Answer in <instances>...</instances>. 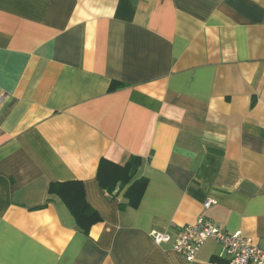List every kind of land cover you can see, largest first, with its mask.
<instances>
[{
  "label": "crops",
  "instance_id": "0c3cea01",
  "mask_svg": "<svg viewBox=\"0 0 264 264\" xmlns=\"http://www.w3.org/2000/svg\"><path fill=\"white\" fill-rule=\"evenodd\" d=\"M132 156L122 211L96 173ZM69 181L89 236L49 196ZM200 218L264 248V0H0V264H229L150 237Z\"/></svg>",
  "mask_w": 264,
  "mask_h": 264
},
{
  "label": "trees",
  "instance_id": "16d2710c",
  "mask_svg": "<svg viewBox=\"0 0 264 264\" xmlns=\"http://www.w3.org/2000/svg\"><path fill=\"white\" fill-rule=\"evenodd\" d=\"M117 87L119 85L114 83L112 90ZM100 161L96 173L100 187L113 198L123 193L124 201L119 204L120 210L123 211L127 207L137 208L148 183L146 178L135 179L142 165L141 157L132 156L124 165L104 159ZM83 186L82 181L57 182L50 185L48 193L50 197H58L64 202L74 217L78 230L83 235L89 236L92 226L101 223L102 218L86 200V191Z\"/></svg>",
  "mask_w": 264,
  "mask_h": 264
},
{
  "label": "built area",
  "instance_id": "2783aa9c",
  "mask_svg": "<svg viewBox=\"0 0 264 264\" xmlns=\"http://www.w3.org/2000/svg\"><path fill=\"white\" fill-rule=\"evenodd\" d=\"M218 202L214 199L204 204V209L212 208ZM157 245L171 244L172 250L187 262L194 261L204 242L211 240L219 244L229 264H264V248L240 231L228 233L220 227L200 218L194 225L184 227L177 235L154 230L150 236Z\"/></svg>",
  "mask_w": 264,
  "mask_h": 264
}]
</instances>
